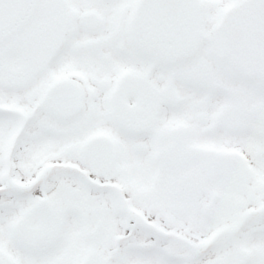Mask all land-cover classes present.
I'll use <instances>...</instances> for the list:
<instances>
[{
    "label": "snow or ice",
    "instance_id": "obj_1",
    "mask_svg": "<svg viewBox=\"0 0 264 264\" xmlns=\"http://www.w3.org/2000/svg\"><path fill=\"white\" fill-rule=\"evenodd\" d=\"M0 264H264V0H0Z\"/></svg>",
    "mask_w": 264,
    "mask_h": 264
}]
</instances>
